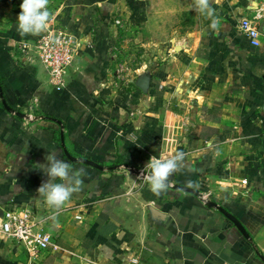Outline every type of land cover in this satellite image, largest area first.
<instances>
[{
  "label": "crops",
  "instance_id": "crops-1",
  "mask_svg": "<svg viewBox=\"0 0 264 264\" xmlns=\"http://www.w3.org/2000/svg\"><path fill=\"white\" fill-rule=\"evenodd\" d=\"M21 3L0 0V208L35 210L57 247L31 259L0 235V264H264V40L225 13L216 29L147 50L118 82L121 1L49 0V22L79 40L57 90L20 48L38 36L18 32ZM140 3L128 6L134 21L146 20ZM31 110L44 118L26 121ZM52 151L87 173L57 215L37 193L48 179L37 165ZM177 151L183 168L154 195L142 171ZM189 181L196 193L174 187Z\"/></svg>",
  "mask_w": 264,
  "mask_h": 264
},
{
  "label": "rangeland",
  "instance_id": "rangeland-1",
  "mask_svg": "<svg viewBox=\"0 0 264 264\" xmlns=\"http://www.w3.org/2000/svg\"><path fill=\"white\" fill-rule=\"evenodd\" d=\"M120 1L117 25L119 26V36H121L115 48L117 54L113 62L116 69L115 78L118 82L124 81L127 76L131 75L129 74L130 68L141 61V56L147 50L150 55L156 54L152 47H158L159 43L168 41L174 36V33L181 35L211 22L206 16L195 10L194 0H136L142 1L139 6L148 7L144 15L145 21L131 19L132 12L128 6L133 0ZM210 3L215 9L218 19L225 13L230 16L236 15L235 27H237L236 24L240 16L247 15L254 18L259 25H262L261 39L264 40V8L262 9L264 0H210ZM237 7H242V9L235 13Z\"/></svg>",
  "mask_w": 264,
  "mask_h": 264
},
{
  "label": "built area",
  "instance_id": "built-area-1",
  "mask_svg": "<svg viewBox=\"0 0 264 264\" xmlns=\"http://www.w3.org/2000/svg\"><path fill=\"white\" fill-rule=\"evenodd\" d=\"M237 29L242 34L255 40L263 34V29L254 18L244 16L237 22ZM20 48L25 53H34L45 66L51 82L57 90L66 86V75L73 65L79 48L77 36L68 28L58 23L48 22L47 28L33 42L23 40ZM19 115L17 111H13ZM26 121H33L37 115L33 110L23 115ZM242 182L247 184L248 180ZM210 202V201H208ZM44 220L35 210L27 207L12 206L6 209L0 222V235L14 240L35 259L39 254L57 247L52 234L43 226Z\"/></svg>",
  "mask_w": 264,
  "mask_h": 264
},
{
  "label": "clouds",
  "instance_id": "clouds-1",
  "mask_svg": "<svg viewBox=\"0 0 264 264\" xmlns=\"http://www.w3.org/2000/svg\"><path fill=\"white\" fill-rule=\"evenodd\" d=\"M49 0H22L20 13L17 17V30L24 35H39L48 25L51 13L48 9ZM195 10L206 16L210 28L216 29L219 19L210 0H194ZM46 163L37 167L48 177L37 189L38 197L43 199L46 206L57 215L64 205L69 202L74 193L82 190L83 177L87 175L83 168H73L68 162L58 158L55 151L48 152ZM185 154L177 151L170 158L152 156L149 159L141 177L148 183L154 195H161L169 187L170 177L184 166ZM150 170V171H145ZM59 181V182H56ZM189 187H196L188 182Z\"/></svg>",
  "mask_w": 264,
  "mask_h": 264
},
{
  "label": "water",
  "instance_id": "water-1",
  "mask_svg": "<svg viewBox=\"0 0 264 264\" xmlns=\"http://www.w3.org/2000/svg\"><path fill=\"white\" fill-rule=\"evenodd\" d=\"M0 95L1 97H3V89H2V86H1V81H0ZM3 103L5 105V107L9 110H11V108L8 106V104L6 103L5 100H3ZM176 189L178 190H184V191H189V192H193V193H196L197 190L193 187H189V186H185V185H175L174 186ZM209 205H213L215 206L216 208L220 209L224 214H226L230 219H232L233 221H235V223L237 224V226L240 227V229L243 230L244 233H246L241 225V223L232 215L230 214L224 207H222L221 205H218L216 203L213 204L212 201L208 202ZM4 215V212L3 210L0 208V217H3Z\"/></svg>",
  "mask_w": 264,
  "mask_h": 264
}]
</instances>
